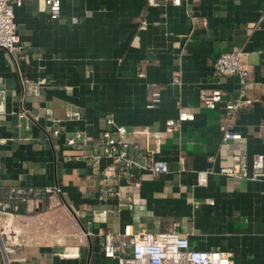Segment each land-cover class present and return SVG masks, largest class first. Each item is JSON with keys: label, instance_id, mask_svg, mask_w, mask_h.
Returning <instances> with one entry per match:
<instances>
[{"label": "crops", "instance_id": "0c3cea01", "mask_svg": "<svg viewBox=\"0 0 264 264\" xmlns=\"http://www.w3.org/2000/svg\"><path fill=\"white\" fill-rule=\"evenodd\" d=\"M12 14L18 50L11 57L0 50V199L17 205L22 247L10 264H116L101 254L102 235L125 224L133 232L173 231L192 249L229 253L231 264H264V179L215 174L231 162L248 164L255 153L264 165V0H60L55 21L38 0H22ZM235 50L250 53L242 98L249 104L231 129L241 139L222 142V106L206 109L198 95L218 89L222 100L236 96L235 77L219 80L211 69L217 56ZM152 91L159 102L146 109ZM44 111L80 119L62 122L54 141ZM178 112L192 119L163 135L153 156L168 171L132 172L130 210L99 201L100 177L62 160L64 136L81 129L96 135L110 127L106 117L128 132L162 133ZM136 147L129 154H140ZM207 170L206 183H197L195 173ZM49 186L56 192L37 199L21 202L17 194Z\"/></svg>", "mask_w": 264, "mask_h": 264}, {"label": "built area", "instance_id": "2783aa9c", "mask_svg": "<svg viewBox=\"0 0 264 264\" xmlns=\"http://www.w3.org/2000/svg\"><path fill=\"white\" fill-rule=\"evenodd\" d=\"M41 9L46 14L48 21H55L60 13V0H38ZM180 0H171V5H179ZM22 0H0V50L10 57L18 50V35L13 22V9L19 7ZM74 20L73 22H75ZM248 54L243 50H235L220 54L212 63V74L217 79L235 77L237 81L236 96L229 100H222L218 89L201 91L198 95L200 104L209 110L216 105L222 106L225 124L221 133V141H236L241 135L232 132L234 117L238 111L249 104L242 99L248 85V71L245 66ZM138 77L142 78L143 73ZM24 82V81H23ZM171 82L178 85V74L173 72ZM25 83V82H24ZM28 92L36 93V86H28ZM4 93L0 89V114L3 113ZM159 102L158 91H152L145 104L146 109H153ZM26 111H21L24 116ZM46 120L51 125L50 138L57 140L61 130L60 124L64 121L80 119L75 112H66L62 119H54L48 111H44ZM192 115L180 113L175 120L165 123L164 131L155 132L147 128L127 131L122 126L112 124L109 117L104 123L109 127L102 129L96 135H90L85 129L75 130L69 136L63 137L62 145L68 151L62 160L67 163L81 164L89 170L90 175L100 177L105 188L97 196L99 201L110 199L114 209L130 210L132 206L128 190L136 187L137 183L131 181L132 172L135 170L147 172L150 175L164 174L168 171L165 162L153 159L158 153L165 134L178 131L183 121H190ZM4 143L0 139V145ZM139 143V144H138ZM137 146L140 154L132 156L129 149ZM136 147V149H137ZM101 161L105 164L101 167ZM177 171L182 172V162L178 161ZM211 170L195 173L197 183H206ZM215 174L228 179H242L245 181H260L264 179L263 155L255 153L248 164L244 162H231L218 167ZM122 182V185L119 183ZM55 186L36 188L29 193H17L21 202L29 198L37 199L41 195H51L56 192ZM28 196V197H27ZM17 205L8 199H0V255L2 264H10L9 256L22 247V230L15 221ZM101 254L103 258L115 261L116 264H231L229 253L218 250H195L190 248L186 238L173 231L149 233L146 231L133 232L129 224L123 225L115 233L102 235ZM73 255H76L73 252Z\"/></svg>", "mask_w": 264, "mask_h": 264}, {"label": "rangeland", "instance_id": "374dc122", "mask_svg": "<svg viewBox=\"0 0 264 264\" xmlns=\"http://www.w3.org/2000/svg\"><path fill=\"white\" fill-rule=\"evenodd\" d=\"M1 264V263H0Z\"/></svg>", "mask_w": 264, "mask_h": 264}]
</instances>
